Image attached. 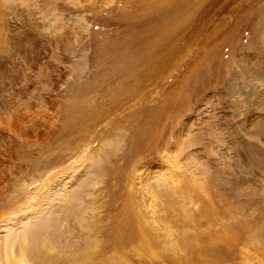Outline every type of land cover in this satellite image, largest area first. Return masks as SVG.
<instances>
[{
  "label": "rangeland",
  "instance_id": "obj_1",
  "mask_svg": "<svg viewBox=\"0 0 264 264\" xmlns=\"http://www.w3.org/2000/svg\"><path fill=\"white\" fill-rule=\"evenodd\" d=\"M0 6L29 39L1 59L12 255L264 264V0Z\"/></svg>",
  "mask_w": 264,
  "mask_h": 264
},
{
  "label": "bare ground",
  "instance_id": "obj_2",
  "mask_svg": "<svg viewBox=\"0 0 264 264\" xmlns=\"http://www.w3.org/2000/svg\"><path fill=\"white\" fill-rule=\"evenodd\" d=\"M12 9L13 8H10V9L6 8V10H3L2 7L0 6V84H1L2 79H3V83L0 85V89H3L5 86L8 87V85H10V83L13 81V77H14V76L7 77V78L4 77V72L2 71V68H1L2 67V62H1L2 55L5 56L6 54L9 55V53H11L9 51L10 50V47H9L10 44H12V49H13L14 52L15 51L18 52L17 47L24 49L25 48L24 46L27 47L28 44H29L28 35H27V32L24 30V27L21 24L22 22H20L19 20L13 19L15 21H19L20 22V24H21L20 26H22V27H20L19 29H17L19 25L17 26V25H15L13 23L15 26L11 27V23H9L10 15L12 13H16V10L14 11V9L13 10ZM12 21H10V22H12ZM24 26H25V24H24ZM26 28H28V27H26ZM19 40L22 41L23 43L22 42H18ZM260 75L263 77L262 80L264 81V74H260ZM262 101L264 102V100H262ZM4 103H6V102L4 101ZM261 107H264V106H261ZM12 233L13 234L7 233V235H5L4 237L2 236L3 238H1V239H3V241L0 242V264H36L34 261H35V259L37 260L38 257L34 258L33 255L29 256V254H31V252H32L30 249L27 250V251L25 250L26 252L22 251V254H20V255H12L14 249L16 248L15 246H16L17 242L20 240L19 236L16 235V232L12 231ZM34 254L36 255V251H35ZM36 256H38V255H36Z\"/></svg>",
  "mask_w": 264,
  "mask_h": 264
}]
</instances>
